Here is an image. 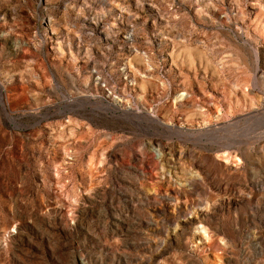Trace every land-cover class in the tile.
<instances>
[{"label":"rangeland","instance_id":"obj_1","mask_svg":"<svg viewBox=\"0 0 264 264\" xmlns=\"http://www.w3.org/2000/svg\"><path fill=\"white\" fill-rule=\"evenodd\" d=\"M0 86V264H264V0H0Z\"/></svg>","mask_w":264,"mask_h":264},{"label":"bare ground","instance_id":"obj_2","mask_svg":"<svg viewBox=\"0 0 264 264\" xmlns=\"http://www.w3.org/2000/svg\"><path fill=\"white\" fill-rule=\"evenodd\" d=\"M256 52H258V51H256ZM258 56V55H257ZM0 87H2L3 88V86H0ZM2 90H0V103H1V105H2V108H3V111L4 112H6L7 111V104H6V102H5V99H4V93L3 92H1ZM150 116V118H151V115H149ZM153 116V115H152ZM156 119V118H155ZM158 119V118H157ZM151 121V120H150ZM153 121V120H152ZM151 121V122H152ZM155 121V120H154ZM160 126H161V124H160ZM164 129V128H163Z\"/></svg>","mask_w":264,"mask_h":264}]
</instances>
